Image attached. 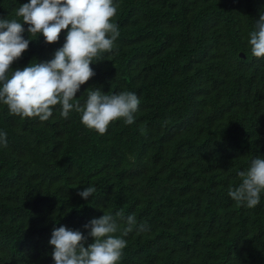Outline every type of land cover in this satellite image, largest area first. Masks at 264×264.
Masks as SVG:
<instances>
[{"label":"trees","instance_id":"1","mask_svg":"<svg viewBox=\"0 0 264 264\" xmlns=\"http://www.w3.org/2000/svg\"><path fill=\"white\" fill-rule=\"evenodd\" d=\"M28 2L0 0V19ZM116 2V48L77 99L90 87L132 91L134 123L100 135L59 106L41 122L0 104V264H55L53 229L80 230L87 247L84 225L104 212L147 225L124 237L119 264H264V193L252 209L228 195L264 158V58L248 44L264 0ZM66 31L53 44L33 38L12 70L51 60Z\"/></svg>","mask_w":264,"mask_h":264},{"label":"clouds","instance_id":"2","mask_svg":"<svg viewBox=\"0 0 264 264\" xmlns=\"http://www.w3.org/2000/svg\"><path fill=\"white\" fill-rule=\"evenodd\" d=\"M118 7L116 0H30L15 9V18L0 19V104L7 106L9 115L46 122L59 106L61 117L68 118L75 111L85 127L100 135L113 121L133 124L140 99L132 91L104 93L90 87L83 103L77 99L81 86L96 75L91 65L116 48L120 31L114 17ZM25 24L31 39L23 35ZM64 30L65 41L51 60L12 70L33 38L42 34L45 43H57ZM248 44L253 57L264 58V12L248 34ZM0 145L7 147L4 132H0ZM237 175L241 182L229 187L228 195L237 206L255 208L264 193V158L252 159ZM94 192V187H87L78 195L87 199ZM84 228L94 239L87 247L88 237L80 230L66 226L53 229L49 243L55 264H119L127 247L124 237L133 230L138 234L146 231L147 225H138L134 214L124 218L120 212L115 216L104 212Z\"/></svg>","mask_w":264,"mask_h":264},{"label":"water","instance_id":"3","mask_svg":"<svg viewBox=\"0 0 264 264\" xmlns=\"http://www.w3.org/2000/svg\"><path fill=\"white\" fill-rule=\"evenodd\" d=\"M240 55H241V56H244V54H243L242 52H240Z\"/></svg>","mask_w":264,"mask_h":264}]
</instances>
